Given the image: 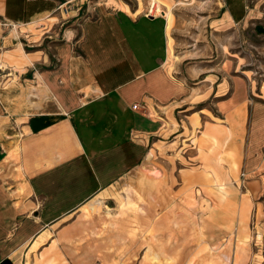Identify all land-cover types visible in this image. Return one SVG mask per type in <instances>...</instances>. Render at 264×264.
I'll return each instance as SVG.
<instances>
[{
	"label": "crops",
	"instance_id": "0c3cea01",
	"mask_svg": "<svg viewBox=\"0 0 264 264\" xmlns=\"http://www.w3.org/2000/svg\"><path fill=\"white\" fill-rule=\"evenodd\" d=\"M248 2L224 0L233 23L249 18ZM67 3L0 0V264H23L25 249L66 234L68 226H57L137 168L167 110L188 97L165 68L170 22L128 7L94 8L78 34L48 49L26 52L20 41L3 50L16 41L12 32L55 20ZM4 53L18 66H5ZM217 108L233 138L229 154L249 186L264 190V93L253 102L246 80L236 79Z\"/></svg>",
	"mask_w": 264,
	"mask_h": 264
},
{
	"label": "rangeland",
	"instance_id": "374dc122",
	"mask_svg": "<svg viewBox=\"0 0 264 264\" xmlns=\"http://www.w3.org/2000/svg\"><path fill=\"white\" fill-rule=\"evenodd\" d=\"M127 7L170 22L165 68L186 84L187 100L167 110L137 168L62 221L66 234L25 249L22 263L264 264V190L249 186L229 154L233 138L217 108L236 79L246 80L253 102L264 93V0H249L244 24L229 19L224 0H69L55 20L14 30L3 50L20 41L26 52L48 49L78 34L94 8ZM45 32L52 38L42 39ZM3 56L5 66H18Z\"/></svg>",
	"mask_w": 264,
	"mask_h": 264
},
{
	"label": "built area",
	"instance_id": "2783aa9c",
	"mask_svg": "<svg viewBox=\"0 0 264 264\" xmlns=\"http://www.w3.org/2000/svg\"><path fill=\"white\" fill-rule=\"evenodd\" d=\"M149 14H151V13H149ZM136 108H137V105H134V106L132 107V109H136ZM241 176L244 177V174H242Z\"/></svg>",
	"mask_w": 264,
	"mask_h": 264
},
{
	"label": "bare ground",
	"instance_id": "6f19581e",
	"mask_svg": "<svg viewBox=\"0 0 264 264\" xmlns=\"http://www.w3.org/2000/svg\"><path fill=\"white\" fill-rule=\"evenodd\" d=\"M90 207H91V206H90ZM92 209H94V210H95L96 208H92Z\"/></svg>",
	"mask_w": 264,
	"mask_h": 264
}]
</instances>
